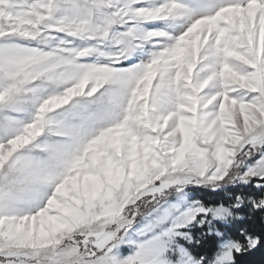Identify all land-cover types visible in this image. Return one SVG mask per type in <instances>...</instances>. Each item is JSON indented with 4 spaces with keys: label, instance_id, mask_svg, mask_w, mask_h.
Returning a JSON list of instances; mask_svg holds the SVG:
<instances>
[{
    "label": "snow or ice",
    "instance_id": "6c2138e0",
    "mask_svg": "<svg viewBox=\"0 0 264 264\" xmlns=\"http://www.w3.org/2000/svg\"><path fill=\"white\" fill-rule=\"evenodd\" d=\"M0 264H264V0H0Z\"/></svg>",
    "mask_w": 264,
    "mask_h": 264
}]
</instances>
